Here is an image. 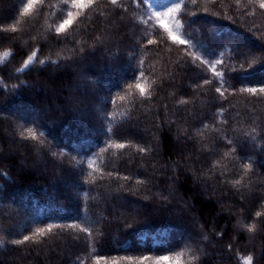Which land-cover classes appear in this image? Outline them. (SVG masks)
<instances>
[{
	"label": "trees",
	"instance_id": "1",
	"mask_svg": "<svg viewBox=\"0 0 264 264\" xmlns=\"http://www.w3.org/2000/svg\"><path fill=\"white\" fill-rule=\"evenodd\" d=\"M27 2L0 0V264H264V93L240 90L264 87L260 0H175L151 23L174 4Z\"/></svg>",
	"mask_w": 264,
	"mask_h": 264
},
{
	"label": "snow or ice",
	"instance_id": "2",
	"mask_svg": "<svg viewBox=\"0 0 264 264\" xmlns=\"http://www.w3.org/2000/svg\"><path fill=\"white\" fill-rule=\"evenodd\" d=\"M97 0H87V3L85 2V0H72V7L73 8H76V9H83V8H86L88 7L90 4L92 3H96ZM170 3L174 4L173 7L171 8H168L167 12H160V11H157L153 14V16H149L148 19L145 21V23H151L153 19H155L156 21H160L162 16H171L173 13L179 11L180 9V4L179 3H176L175 0H169ZM193 3L196 2V0H192ZM37 3H40L42 4L43 3V0H28L27 4H25L23 10H22V15H26L28 14L29 12L32 11L33 7L35 4ZM65 3H67V0H65ZM108 3L112 6H120V7H123L125 11H127V8L120 4V0H108ZM132 3L135 4L137 7H140V6H145V7H150V6H154V0H132ZM260 8L264 9V0H260V4H259ZM61 15H63V13H61ZM81 15L80 12H76L75 15L72 11H68L67 12V18L66 19H62V21L57 25V27L55 28V32L59 35V34H67V29L73 25L74 23V20L76 19V17H79ZM173 19H175V17H173ZM159 27L163 28L164 32L167 34V39L171 40L173 43H176V44H180V45H185V44H189L190 45V41L189 40H185V39H181L180 37H178L177 35H175L174 33V30H173V27H169L167 24H164V23H161L159 25ZM175 29L176 30H179L181 28V24H180V21L179 20H176L175 21V25H174ZM0 31H8V29H0ZM11 31H16L15 28H12ZM154 43H158V41L156 40H152V39H149L148 40V44H154ZM5 55H8L7 53H5ZM197 59H199V57H196ZM37 60V52L36 51H33L31 53V55L28 56L27 60H25L24 62V66L23 68L21 69H17L18 72H22L24 71V69H27L29 67V65H31L34 61ZM39 64L43 65L46 63L45 60H38L37 61ZM204 63H208V61H203ZM55 63V62H53ZM220 61H216L215 64H212L211 67H212V70L215 74V76L217 78H222L223 74L221 72H218L216 71V64H219ZM143 75V73L141 72V76ZM212 81L211 80H204V84H209L211 83ZM137 88H139L140 90V95L143 97L145 96L146 94L147 95H151V93H148L147 92V89L144 88V87H141L139 84L136 85ZM241 91H247L249 93H253V94H256L257 92L259 93H264V87H260L259 89L257 88H253V87H248V88H241L240 89ZM216 91L218 93H220L221 96H223V92L221 91V87H217L216 88ZM119 99L123 100L124 97H119ZM182 103H184L185 101H181ZM112 103H115V101H112ZM205 128L208 127V125H205L204 126ZM27 131V137H25L26 139L27 138H30L32 140H37L38 137H37V134L36 132L29 128L26 130ZM44 133L41 132L40 133V136H43ZM21 136H24V133H21ZM229 144H231V140H228L227 141ZM112 147H115L117 149H123L125 147L124 144L122 143H116L114 145H112ZM140 151H144V149H140ZM234 151V149H233ZM53 155H56L55 152H53ZM61 155H63V153H61ZM225 155H229V153H225ZM89 167H91V165H89ZM245 170H246V173L248 171L251 170V165L250 164H246L245 166ZM125 179H128L127 177H125ZM137 183H143L142 181H137ZM241 183L240 180H236L233 182V186H236V185H239ZM260 215H262L261 212H257L256 213V216L259 217ZM53 227H60V225H49L47 228H37L35 230V232L33 233V236L30 237V236H24L23 240H14L12 241V243L14 244H23L24 242L26 241H29V240H34V242H39L38 240H35L34 238L35 237H43L45 235H48L50 233H52V229ZM68 228H76L77 226L72 224V225H68L67 226ZM255 228V225H250L248 227V231H253ZM80 231H83L85 233H87L88 236H91L92 235V232L90 231V229L88 228H82L80 229ZM231 247V246H229ZM183 255V252L181 253H177L176 254V259L174 261L171 262V264H179V257ZM151 259L150 257H143L141 258V264L143 262V260H149ZM193 259H196V257H193ZM161 261H164L165 264H169V258L167 256H162V257H159L155 260L154 264H161ZM246 264H252V257L249 256L246 258Z\"/></svg>",
	"mask_w": 264,
	"mask_h": 264
}]
</instances>
